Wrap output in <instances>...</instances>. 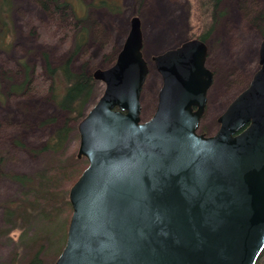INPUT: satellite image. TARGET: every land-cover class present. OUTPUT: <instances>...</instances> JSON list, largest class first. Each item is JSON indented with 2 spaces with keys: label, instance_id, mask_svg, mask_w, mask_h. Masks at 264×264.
<instances>
[{
  "label": "water",
  "instance_id": "1",
  "mask_svg": "<svg viewBox=\"0 0 264 264\" xmlns=\"http://www.w3.org/2000/svg\"><path fill=\"white\" fill-rule=\"evenodd\" d=\"M104 92L79 121L88 165L69 190L55 264H256L264 251V40L260 68L208 136L199 131L214 79L199 39L153 57L162 76L142 119L149 65L139 16Z\"/></svg>",
  "mask_w": 264,
  "mask_h": 264
},
{
  "label": "rangeland",
  "instance_id": "2",
  "mask_svg": "<svg viewBox=\"0 0 264 264\" xmlns=\"http://www.w3.org/2000/svg\"><path fill=\"white\" fill-rule=\"evenodd\" d=\"M13 18L17 39L9 52L0 49V83L5 76H13L10 65L17 59H28L32 66L40 63L41 55L49 53L53 63H59L60 48L39 38L35 18L45 22L47 15L34 0H12ZM98 0H71L78 16L87 17L90 38L86 54L77 59L73 68L88 71L110 67L124 45L129 33L131 18L139 16L144 35L143 54L149 65L148 78L141 95L142 119L148 120L155 112L162 76L154 65L153 56L196 37L200 32L198 20L191 17L192 0H144L136 8V0H118L123 12L112 13L100 7ZM97 2V3H95ZM218 18L208 38V67L215 73L213 87L209 91L206 116L199 131L209 136L218 128V117L247 82L258 66V47L262 42L264 29V0H223ZM205 27L212 23L209 17L203 21ZM16 73V72H15ZM6 82V81H5ZM7 83V82H6ZM104 83L99 81L98 94L89 104L87 112L95 105L104 92ZM0 91V148L5 151V163L0 164V263L11 264L17 241L22 233L19 227L4 224L3 203L16 194L19 185L6 177L4 172H36L43 166L42 157L35 155L44 140L51 134L53 126L41 125L45 119L55 116L56 125L62 124L65 114L47 96L26 94L10 95ZM74 130L71 145H79L80 136ZM4 161V159H3ZM41 225V222L38 221ZM8 227V228H7ZM10 229L5 235L3 229ZM23 246L18 250L19 261Z\"/></svg>",
  "mask_w": 264,
  "mask_h": 264
},
{
  "label": "trees",
  "instance_id": "3",
  "mask_svg": "<svg viewBox=\"0 0 264 264\" xmlns=\"http://www.w3.org/2000/svg\"><path fill=\"white\" fill-rule=\"evenodd\" d=\"M34 1L47 15L45 22L38 18L34 20L37 35L44 42L48 41L60 48L59 63H53L48 52L41 55L42 64L36 66L30 65L28 59H17L10 65L16 73L5 76V80L0 83V91L4 88L5 93L14 96L32 93L47 96L65 114V118L60 125H56L55 116L40 123L53 126L51 134L40 148L33 151L42 157L41 170L3 173L19 185L17 193L2 205L4 224L22 229L11 264H55L67 242V227L72 214L68 193L88 165L87 159L78 157V148L71 145V136L74 130L77 132V124L84 118L89 104L98 94L99 84L87 67L83 66L81 70L73 68L76 60L82 59L87 52L90 38L88 18L78 16L71 0ZM143 1L136 0V8ZM222 1L192 0L194 7L191 17L195 23L198 20L197 28L200 32L193 38L208 40ZM97 2L113 14L123 12L118 0ZM13 4L12 0H0V49L6 53L18 37L12 13ZM206 17L212 18V23L207 27L203 23ZM3 95L0 93L1 97ZM4 152L0 148V164L5 163ZM7 228L3 229L6 236L10 233ZM22 246V255L16 262L18 250ZM256 264H264V251Z\"/></svg>",
  "mask_w": 264,
  "mask_h": 264
},
{
  "label": "flooded vegetation",
  "instance_id": "4",
  "mask_svg": "<svg viewBox=\"0 0 264 264\" xmlns=\"http://www.w3.org/2000/svg\"><path fill=\"white\" fill-rule=\"evenodd\" d=\"M191 39H196V38H191ZM189 40V39H188ZM263 40H264V37H263ZM262 40V41H263ZM187 41V40H186ZM204 41V40H203ZM205 43H206V45H207V49H208V51H209V47H208V40L207 41H204ZM184 43V42H183ZM183 43H181V44H183ZM181 44H179V45H177V46H175V47H178V46H180ZM260 45H261V43L259 44V47H258V56H257V60H258V66H257V68L255 69V71H254V74L256 73V71L260 68V60H259V56H260ZM170 49H172V48H170ZM166 51V50H165ZM164 52V51H163ZM162 54V53H161ZM159 55V54H158ZM208 56H209V52H208ZM154 57V56H153ZM207 60H208V57H207V59H206V62H207ZM154 61V60H153ZM207 67H208V62H207ZM209 68V67H208ZM210 69V68H209ZM212 72H213V74H214V79H213V82H212V84H211V87L209 88V90H208V93H207V97L209 96V91H210V89L213 87V84H214V81H215V73H214V71L212 70V69H210ZM158 71V70H157ZM160 74V73H159ZM254 74L251 76V78H250V80L247 82V85H246V87H244V89L245 88H247L249 85H250V82L252 81V79H253V77H254ZM161 76V75H160ZM162 85V84H161ZM162 88V87H161ZM244 89L242 90V91H244ZM160 91V90H159ZM242 91H240L238 94H237V96L236 97H238L239 96V94L242 92ZM159 93V92H158ZM236 97H234L233 98V100L236 98ZM233 100L226 106V108H225V110L228 108V106L233 102ZM208 104H209V97H208V100H207V104H206V106H205V108H206V110H205V113H204V115H203V117L201 118V120L206 116V114H207V111H208ZM224 110V111H225ZM223 111V112H224ZM222 112V113H223ZM222 115V114H221ZM220 115V116H221ZM220 116L217 118L218 119V128L220 127V122H219V118H220ZM202 122V121H201ZM201 125V124H200ZM218 128H217V130H218ZM216 130V131H217ZM202 133V132H201ZM205 134V133H204ZM207 135V134H206ZM209 136V135H208Z\"/></svg>",
  "mask_w": 264,
  "mask_h": 264
}]
</instances>
